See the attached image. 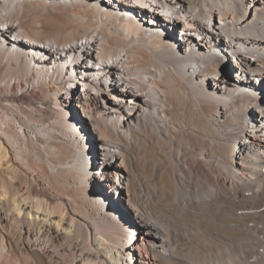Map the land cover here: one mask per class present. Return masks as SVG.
Instances as JSON below:
<instances>
[{"label": "bare ground", "instance_id": "6f19581e", "mask_svg": "<svg viewBox=\"0 0 264 264\" xmlns=\"http://www.w3.org/2000/svg\"><path fill=\"white\" fill-rule=\"evenodd\" d=\"M141 1L0 0V264H264V0Z\"/></svg>", "mask_w": 264, "mask_h": 264}, {"label": "rangeland", "instance_id": "374dc122", "mask_svg": "<svg viewBox=\"0 0 264 264\" xmlns=\"http://www.w3.org/2000/svg\"><path fill=\"white\" fill-rule=\"evenodd\" d=\"M169 36V35H168ZM228 65L227 66H225L224 67V69L222 68V70H221V74L220 75H223L224 74V72H225V69L226 70H228ZM228 77H229V79H231V73H230V70H229V75H228ZM75 93H77V90H76V92ZM85 136V135H84ZM83 139H81V137H80V141L83 143V147H84V150H85V153H84V156H85V158L84 159H86V158H88V155H89V151H90V146H89V141L87 140V138H84V137H82ZM95 160H96V162L98 163V162H100V156H97V157H95ZM98 176H99V174H97V175H94L93 176V178H94V181H93V186H92V188H91V194L92 195H94V196H97L98 195V190H97V184L99 183V178H98ZM98 179V180H97ZM98 197V196H97ZM105 209H107L110 213H112L113 215H115V217H117L118 218V220L120 221V223H122L123 225H126V221H125V219H124V216H123V214L120 212V211H118V210H116V209H113L112 208V206H110L109 204H106L105 206Z\"/></svg>", "mask_w": 264, "mask_h": 264}]
</instances>
